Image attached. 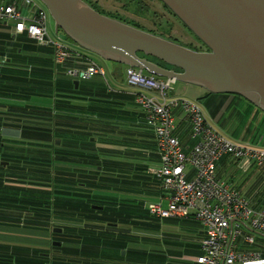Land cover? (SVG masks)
Returning <instances> with one entry per match:
<instances>
[{"label": "crops", "instance_id": "obj_1", "mask_svg": "<svg viewBox=\"0 0 264 264\" xmlns=\"http://www.w3.org/2000/svg\"><path fill=\"white\" fill-rule=\"evenodd\" d=\"M64 42L73 63L74 54L81 50ZM88 58L82 57L80 63ZM123 67L112 64L108 76L103 68L104 75L91 79L110 84L115 95L107 97L108 106L123 108L125 122H120L121 126L137 130L140 125L132 113L137 88L125 84ZM79 81L66 74L64 66L54 65L50 45L36 44L25 34L14 35L9 26L0 24V264H117L121 250L126 254L133 246L142 245L132 243L131 238L135 234L140 239L147 237L148 231L136 228V224H147L146 220L159 222V234L163 235H173L167 228L178 229L179 221L185 232L182 234L194 241L188 260L167 258L161 253L165 257L161 264H194L201 254L204 236L199 222L143 215L132 218L125 210L122 212L126 205H120V197L127 196L126 192L98 184L84 185L83 178L72 176L75 167L69 161L73 158L71 149L93 157L114 156L106 151L111 148L109 144L99 139L92 146L83 136L91 134L94 125L85 113L89 99L81 91L75 92ZM190 92L189 99L201 104L206 118L219 132L234 142L264 149V111L239 95L205 96L203 88ZM226 122L234 128V137L224 132L222 124ZM115 125L114 120L109 124ZM103 129L91 140L114 132ZM93 169L83 164L80 173ZM261 171L264 174V166ZM246 196L253 200L255 194ZM157 197L156 193L149 200ZM133 219L136 230L127 229L129 237L117 243V238H126V233L120 231H125L121 224L133 225ZM143 251L140 254L145 262L154 258L151 255L159 261L154 252Z\"/></svg>", "mask_w": 264, "mask_h": 264}, {"label": "built area", "instance_id": "obj_2", "mask_svg": "<svg viewBox=\"0 0 264 264\" xmlns=\"http://www.w3.org/2000/svg\"><path fill=\"white\" fill-rule=\"evenodd\" d=\"M47 18L39 0H0V24L9 26L14 35L25 34L39 45H50L55 65L64 66L66 74L78 80L104 75L103 67L90 58L81 64L85 58L81 54L70 63L66 43L48 34ZM175 81L126 68V83L137 88L135 102L153 131L159 155L151 172L164 194L148 202V210L158 218H193L201 223V254L194 264H264V251L251 248L257 237L264 239V205L232 187L218 172L225 155L264 166V149L230 140L198 103L169 96Z\"/></svg>", "mask_w": 264, "mask_h": 264}, {"label": "water", "instance_id": "obj_3", "mask_svg": "<svg viewBox=\"0 0 264 264\" xmlns=\"http://www.w3.org/2000/svg\"><path fill=\"white\" fill-rule=\"evenodd\" d=\"M39 1L56 33L103 60L239 95L264 111V0H160L201 50L105 15L85 0Z\"/></svg>", "mask_w": 264, "mask_h": 264}, {"label": "trees", "instance_id": "obj_4", "mask_svg": "<svg viewBox=\"0 0 264 264\" xmlns=\"http://www.w3.org/2000/svg\"><path fill=\"white\" fill-rule=\"evenodd\" d=\"M85 1L88 2L93 8L101 12L93 2H91L90 0H85ZM135 5L139 10L145 8L144 5L141 4L139 0L138 1L135 0ZM165 8L168 9L166 6ZM114 18H117L128 24L140 28L139 26L135 25L134 23H130L129 21L123 19L122 17L116 16ZM65 38L70 42H73L66 35ZM77 47L81 49L80 54L84 57L86 56L92 59L89 55H87L88 53L97 56L96 54L91 53L79 46ZM68 52H69V48H68ZM73 57H76L75 54ZM91 78L87 80H80L78 89L75 92L81 91V93L84 94L85 99L86 98L89 99L90 103L88 104L87 108L85 107V113L89 116L88 118L90 119L92 125H94V127L100 131L104 130L103 128H105L106 130L109 129L110 131H114V132H112L113 134L110 136H106L105 134H102L105 136L101 135L102 138L99 137L96 140H91L92 137H95L94 130L91 134L88 133L83 136H85V139L89 141V144L92 146L94 142H96L99 139L101 143L109 144L111 148L106 151H110V154L112 153V155L114 156L105 155L104 157H98L97 155H95L93 157L90 156V154L88 153L81 152V154L83 155L82 156L81 154H79L80 153L79 151L71 149L73 151L69 154H71V157L73 158L72 159L69 158V161L75 167L72 172V176L74 177L76 176L75 179L83 178L82 183H84V185L87 183L88 184L92 183V184H98L99 186H105L107 188L111 187L116 191L126 192L127 196L120 197L121 200L120 205L121 204L126 205L125 208H122V212L125 210L126 214H130L132 218H134L135 216H142V215L143 217L148 216V218L153 217V215L150 214L147 207L148 202H150L149 199L151 196L153 197V195H156V193L158 194V196L164 194L160 187L158 178L151 172V168L156 166L159 161V155L157 152V146L153 131L147 126L140 109L139 108L135 109V107H138V105L135 102V98L133 104L134 110H132L133 111L132 113L137 119L136 124L140 126H138L139 128H137V130H134L136 128L121 126L122 123L120 122L124 121L126 111L121 107L117 108V107L108 106L106 100L108 96L115 95L113 94L114 90L110 88V84L106 80L101 79L100 81L95 83L94 81H92ZM72 87L74 88V85H72ZM90 89H95L96 92ZM214 94L227 95V93L205 92V96H212ZM100 100L101 101L103 100V102H101L100 105H98V103L97 104L92 103ZM113 120L116 121V125H115L116 127L109 126V124L111 125ZM187 134L188 133L185 131L183 133V137L187 138L188 137ZM86 157H90L89 158L90 161L87 160ZM224 157L226 158L228 156L225 155L219 160L218 170L222 165V163H224L223 160ZM100 159H102L103 161H101ZM83 164L92 166L94 169L89 170L87 173L84 172L83 174H81L80 172L82 171L80 170V167ZM98 166H100V169H98ZM52 167L54 168L53 163H52ZM231 180H233V178ZM247 193L250 194L252 192L249 191ZM134 194H137L138 197L136 198ZM139 194H143V196L140 197ZM128 195H132V196L129 197ZM128 206H130V208ZM179 219H185V218H179ZM186 219H193V218H186ZM134 223L135 220L133 219V224Z\"/></svg>", "mask_w": 264, "mask_h": 264}, {"label": "rangeland", "instance_id": "obj_5", "mask_svg": "<svg viewBox=\"0 0 264 264\" xmlns=\"http://www.w3.org/2000/svg\"><path fill=\"white\" fill-rule=\"evenodd\" d=\"M90 1L93 2L101 11V13L105 15L112 17H122L123 19L129 21L130 23H134L135 25L139 26L140 28H143L144 30L150 32L153 31L159 35H164L166 38L178 41L193 49H203L202 45L196 41V38L192 34V32L179 19L175 18L169 12H167V10H165V8L161 6L158 0H139L141 4H143L145 7L142 10L137 9L135 5V0ZM47 31L52 39L59 38L63 41L66 40V42L68 41L67 44H71L72 46L76 47L73 42H70L65 38L63 32H55L54 22L49 14L47 18ZM87 55H89L92 60L100 64L105 69V72L108 76L109 67L112 64H115V62L103 60L93 54L88 53ZM122 66H124L123 72L125 74V84L127 85L125 73L126 65ZM144 73L148 74L145 71ZM193 88L200 90L201 87L176 80L175 83L172 84L171 88L169 89L168 94L171 97L189 98L191 95L190 91L193 90ZM195 102L201 106L198 101ZM136 108L138 107H135V109ZM222 127L224 129V132L227 133L229 137L235 136L234 134H232L234 128L229 126L227 122L223 123ZM93 130L95 136H97L96 132L98 131V129L93 127ZM241 133L242 132H240V135ZM94 139L95 138H93V140ZM100 160L103 161L102 159ZM223 160L224 163H222L218 170L220 175H223L232 187L240 190L241 192H244L245 194H248L247 192L249 191L252 193L255 192V197L252 201L258 203V205H264V174H262L261 171L262 166L250 165V163H243V161L238 162L237 160H234L230 157H224ZM231 177L233 178V180H231ZM146 223L147 224H143L141 226L139 224H136V228H138L137 230H139L140 227L141 229L143 228V230L148 231L147 237L140 239L135 236V234L132 235L131 242H140L142 245H149L133 246L131 250L126 254H123L124 250H121L120 256L118 257L119 259L116 261L117 264H161V261L163 263L162 258L164 257L161 256V253L165 254L167 258H178L180 261L188 260L191 257V253H193L192 243H194V241L189 236L182 234L185 232L183 229L180 228L179 221L176 224L178 229H175V227L173 229L167 228V230L174 232L173 235L159 234V222L157 223L156 221L146 220ZM134 226V224H121V227L125 228V231H120L126 233V238H117V243L125 241L129 237L128 230H130L131 232H134L132 230H136L133 228ZM252 247L264 251V239L257 237L255 244H253L251 248ZM144 249L149 252H154V254H157V256H159V261L156 260V255H151L155 259L153 258L150 259L148 262H145V257L141 256L140 254V252H144ZM154 261H156V263Z\"/></svg>", "mask_w": 264, "mask_h": 264}, {"label": "flooded vegetation", "instance_id": "obj_6", "mask_svg": "<svg viewBox=\"0 0 264 264\" xmlns=\"http://www.w3.org/2000/svg\"><path fill=\"white\" fill-rule=\"evenodd\" d=\"M159 2H160V4H161V6L163 7V8H165V6H164V4L160 1V0H158ZM165 10H167V12H169L172 16H174L175 18H177L171 11H169L168 9H166L165 8ZM178 19V18H177ZM196 38V37H195ZM196 41L197 42H199L201 45H202V47L203 48H205V46L196 38Z\"/></svg>", "mask_w": 264, "mask_h": 264}]
</instances>
